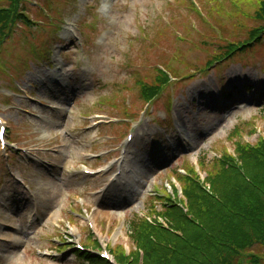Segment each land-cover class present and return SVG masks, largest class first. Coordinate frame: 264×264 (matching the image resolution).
Wrapping results in <instances>:
<instances>
[{"label": "rangeland", "instance_id": "1", "mask_svg": "<svg viewBox=\"0 0 264 264\" xmlns=\"http://www.w3.org/2000/svg\"><path fill=\"white\" fill-rule=\"evenodd\" d=\"M48 1L57 9L47 12ZM233 1L23 0L37 28L17 26L0 47V71L5 69L0 72V117L7 120L10 144L19 149L7 153L10 167L0 152V235L18 237L0 244V264H73L72 251L57 256L55 250L66 238L69 245H86V220L94 223L103 248L130 246L129 220L161 211L158 206L149 209L148 198L153 190L160 191L166 181L161 174L172 164H192L205 154L204 170H209L215 153L257 141L264 130L259 111L264 105V37L238 59L197 73L219 53L220 44L241 42L255 25L249 17L262 0ZM145 44L154 46L147 53L154 66H165L174 57L177 73L169 69L176 79L197 71L187 82L170 85L151 117L132 125L141 135L130 148L129 163L139 164L125 180L134 183L122 196L112 187L111 195L101 200L110 162L128 130V123L104 128L102 120L118 117L113 114L119 112L111 111L115 99L121 108L123 98L131 103L130 114L141 108L129 66L146 60ZM13 74L27 94L8 91H15ZM225 92L232 98H225ZM44 97L46 106L39 109ZM233 103L242 105L223 110ZM169 108L180 137L165 134L171 131ZM237 125L242 126L239 136L230 137ZM85 168L101 173L91 178L83 174ZM83 201L88 212H81L78 202ZM75 209L80 216L70 212ZM253 251L264 256L263 249Z\"/></svg>", "mask_w": 264, "mask_h": 264}, {"label": "trees", "instance_id": "2", "mask_svg": "<svg viewBox=\"0 0 264 264\" xmlns=\"http://www.w3.org/2000/svg\"><path fill=\"white\" fill-rule=\"evenodd\" d=\"M21 5L22 0H0V43L17 23L29 25ZM259 7L256 15L264 18V0ZM160 77L158 82L166 83ZM233 150L235 158L225 154L209 170L199 162L212 196L203 192L194 169L187 170L190 178L173 174L187 207V213L170 203L165 207L163 215L176 234L137 216L130 219L128 232L143 253L141 264H261L248 253L254 245L264 247V140L253 146L236 143ZM131 253L126 260L119 247L114 258L118 264H137L138 254ZM83 260L106 264L90 255Z\"/></svg>", "mask_w": 264, "mask_h": 264}, {"label": "bare ground", "instance_id": "3", "mask_svg": "<svg viewBox=\"0 0 264 264\" xmlns=\"http://www.w3.org/2000/svg\"><path fill=\"white\" fill-rule=\"evenodd\" d=\"M9 238L11 239V238H15L14 236H9V237H6V236H2V240H4V241H9Z\"/></svg>", "mask_w": 264, "mask_h": 264}]
</instances>
